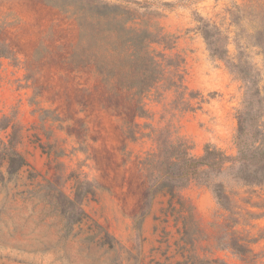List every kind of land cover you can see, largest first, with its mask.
<instances>
[{
  "label": "rangeland",
  "instance_id": "374dc122",
  "mask_svg": "<svg viewBox=\"0 0 264 264\" xmlns=\"http://www.w3.org/2000/svg\"><path fill=\"white\" fill-rule=\"evenodd\" d=\"M79 1L0 0V40L14 51L0 59V264H192L195 257L264 264V217L237 227L258 239L253 254L240 257L215 249L213 225L222 219L207 186L193 182L174 199L160 194L151 207L147 198L161 176L153 154L163 146L181 140L196 157L207 145L237 155L247 85L210 58L195 18L228 35L231 61L252 66L264 97L255 38L264 31V0H100L148 5L139 12L177 38L167 55L184 59L179 86H169V74L146 94L145 118L132 116V93L116 94L91 68L71 62L90 44L81 43L76 16L48 2ZM11 142L27 161L16 174L6 159ZM220 180L243 214L264 212V186ZM64 197L82 199L80 222L69 221L77 210Z\"/></svg>",
  "mask_w": 264,
  "mask_h": 264
},
{
  "label": "trees",
  "instance_id": "16d2710c",
  "mask_svg": "<svg viewBox=\"0 0 264 264\" xmlns=\"http://www.w3.org/2000/svg\"><path fill=\"white\" fill-rule=\"evenodd\" d=\"M48 3L60 6L66 13L76 16L81 28V43L90 44L91 48L84 47L79 59L73 57L71 62L83 68H91L116 94L120 95L125 91L132 93L136 98V107L131 112L134 118L146 117L143 98L167 75H171L169 86H179L174 78H182L180 69L184 59L178 54L174 55L177 58L167 55V52L176 49L177 38L165 33L163 27L152 18L145 17L149 13L139 12L150 6H144L138 1H128L123 5H110L100 0H80L75 5ZM164 6L171 5L167 3ZM195 21V31L204 39L210 58L224 62L230 72L239 76L247 85L245 107L237 117V155L229 156L224 151L207 145L204 154L196 157L191 154V148L181 140L176 144L163 146L158 155L153 154L158 159L156 169L161 176L149 187L147 198L151 207L160 194L171 195L174 199L179 190L193 182L207 186L216 200L221 212L219 218L222 219L221 223L213 225L217 229L215 249L245 257L253 254L251 246L258 239L244 236L236 229L240 225H249L248 222L252 219L264 217V212L243 214L220 179L229 176L245 187L264 186V97L261 96L258 77L252 66L242 59L236 63L231 61L228 35L217 24L199 14ZM255 38L264 55V31H260ZM13 56L12 48L0 40V59ZM128 133L130 139H137V133L131 128ZM6 149L10 174H16L27 166L26 159L14 148L13 142ZM65 200L64 197L66 205L70 204L77 210V214L69 217V221L80 222L85 216L82 199L77 197ZM246 203L251 207L261 208L250 201ZM193 259L192 264H227L220 258Z\"/></svg>",
  "mask_w": 264,
  "mask_h": 264
}]
</instances>
